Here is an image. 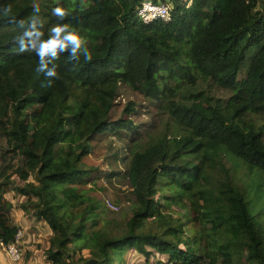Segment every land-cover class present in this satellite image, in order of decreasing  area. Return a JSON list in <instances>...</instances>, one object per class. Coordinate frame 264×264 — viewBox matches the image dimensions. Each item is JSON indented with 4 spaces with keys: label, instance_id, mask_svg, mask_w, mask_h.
I'll return each instance as SVG.
<instances>
[{
    "label": "trees",
    "instance_id": "16d2710c",
    "mask_svg": "<svg viewBox=\"0 0 264 264\" xmlns=\"http://www.w3.org/2000/svg\"><path fill=\"white\" fill-rule=\"evenodd\" d=\"M145 1L159 3L0 0V13L9 9L0 15V147L10 156L0 167V238L13 243L22 228L5 196L12 190L52 229L49 264H114L127 246L149 256L146 245L174 264H264V0H173L170 20L148 23L137 19ZM34 6L45 36L67 23L91 53L78 62L60 54L51 87L35 54L15 44L11 17L27 21ZM57 6L63 21L51 15ZM121 85L155 111L156 132L138 135L134 100L111 120ZM110 132L127 141L114 157L124 171L109 174L133 197L122 224L105 219L114 209L94 194L102 173L87 163L93 141Z\"/></svg>",
    "mask_w": 264,
    "mask_h": 264
},
{
    "label": "rangeland",
    "instance_id": "374dc122",
    "mask_svg": "<svg viewBox=\"0 0 264 264\" xmlns=\"http://www.w3.org/2000/svg\"><path fill=\"white\" fill-rule=\"evenodd\" d=\"M183 2L190 4L191 0H183ZM167 3L169 4L172 10L174 2L169 1ZM249 61L250 59H247V61L242 66L243 75L247 69ZM212 92L214 95H220L223 100L227 99L229 95V92L221 89L218 92L213 89ZM130 100H134L137 103L136 111L133 114H130L129 117H131L140 126L137 132L138 135L139 133H141L142 135H148L150 133L152 134L156 132L157 118L155 117V111L151 110V107L149 106L148 102L144 101L142 96L132 92L129 88H127V86L124 85H121L120 87L119 95L117 98V104L112 112L111 120L116 121L122 118L125 113L123 110L124 105ZM93 142L94 148L93 151L90 153L89 157L87 158V163L91 167H98L100 169L99 171L102 173V176L96 179L97 186L95 187H103L102 191L94 192V194L103 203V205H105L107 201L113 204L117 203L118 206L114 204V207L107 205L109 208H113L114 212L107 209L108 212H113L112 216L110 214L109 216L104 215V217L105 219H112L111 217H113L117 220L118 223L122 224V222L127 219L131 214V205L133 197L129 192L130 188L126 184V180H124L122 177H115L113 178V181L110 182L109 174L116 171H124V162H117L114 157L117 155L124 157L127 154V141H121L116 132H110L108 135L103 136L100 139L97 138ZM0 145L4 146L5 143L0 141ZM3 153L4 150L0 147V167H2L9 160L10 157L7 154L6 156L3 155ZM230 165L231 163L229 161V168L231 167ZM246 172V170H243L240 172V174L236 176H242ZM213 174L214 175L212 177V180L214 182H218L222 175L218 171H215ZM14 178L17 183H22L16 176ZM169 190L170 188H165V192ZM5 196L15 204V208L12 210L14 221H17L18 223H21L25 225V227H27V231L22 228L24 231V237L22 238V242L23 240H25V245H27V247L28 245H30V247H34V249L40 254L42 261L47 262L46 250L49 247L50 237L53 234L52 229L45 221L37 219L36 215L33 212H25L24 210L18 207V204L21 203L24 197L16 195V192L12 190L7 192ZM157 198H161V195L158 194L156 196V199ZM178 205L180 204L172 202L171 212L176 216H181L183 218V222L186 223L188 221V218L183 217V213L185 212V210ZM103 221L104 220L101 219L99 223H102ZM49 231H51L52 233H50ZM145 247L147 251H150L149 256H146L144 252L140 251L139 248L135 246H127L123 254L122 261H117L114 264H174V262H168L169 258L167 255L159 253L155 249H152L149 245H146ZM1 248L5 251L3 247ZM23 251V259L30 258L31 254L34 253V250H31V248H26ZM82 254L90 256L89 250L87 249L83 250ZM39 264H42L41 260H39Z\"/></svg>",
    "mask_w": 264,
    "mask_h": 264
},
{
    "label": "clouds",
    "instance_id": "9594fccd",
    "mask_svg": "<svg viewBox=\"0 0 264 264\" xmlns=\"http://www.w3.org/2000/svg\"><path fill=\"white\" fill-rule=\"evenodd\" d=\"M158 4L169 6L164 1H160ZM169 8L171 13V7L169 6ZM8 11L9 9L5 8L0 15H6ZM51 15L56 17L58 21H63L66 12L63 8L57 6L51 9ZM11 19L19 30L15 37L17 51L19 53L35 54L37 57L35 71L43 75V87H51L54 79L58 78L57 65L54 61L59 58L60 54L67 53L68 58L74 62L80 61L81 57L84 61L91 59L86 40L76 27L58 22L47 29V35L45 36V32L42 30L44 20L40 16L39 7L34 6L32 8V14L27 21L15 17H11Z\"/></svg>",
    "mask_w": 264,
    "mask_h": 264
},
{
    "label": "built area",
    "instance_id": "2783aa9c",
    "mask_svg": "<svg viewBox=\"0 0 264 264\" xmlns=\"http://www.w3.org/2000/svg\"><path fill=\"white\" fill-rule=\"evenodd\" d=\"M138 12V19L143 22H151L154 19L161 18L163 20H170L171 13L168 5L153 3L151 1H145L143 7ZM106 205L114 207V204L107 201ZM113 209V208H112ZM24 237V231L22 228L19 229L16 240L10 244H4L0 238V246L3 247L7 253V256L13 262H19L23 257L22 238Z\"/></svg>",
    "mask_w": 264,
    "mask_h": 264
},
{
    "label": "crops",
    "instance_id": "0c3cea01",
    "mask_svg": "<svg viewBox=\"0 0 264 264\" xmlns=\"http://www.w3.org/2000/svg\"><path fill=\"white\" fill-rule=\"evenodd\" d=\"M160 1H164L165 3H167V2L172 1V0H160ZM15 223L18 226L24 228L25 231H27V227H25V225L18 223L17 221ZM49 232L52 233L51 231H49ZM25 244H26V241L23 240V242H22L23 250H25L26 248H31V250H34V253L31 254L30 258H28V259L22 258L23 259V260L21 259L22 261L12 262V260L9 257H7L5 251L0 247V264H39V260H41L42 264H49L46 261H42L40 254L34 249V247H30V245H28V247H27V245H25Z\"/></svg>",
    "mask_w": 264,
    "mask_h": 264
},
{
    "label": "bare ground",
    "instance_id": "6f19581e",
    "mask_svg": "<svg viewBox=\"0 0 264 264\" xmlns=\"http://www.w3.org/2000/svg\"><path fill=\"white\" fill-rule=\"evenodd\" d=\"M138 12H140V11H138Z\"/></svg>",
    "mask_w": 264,
    "mask_h": 264
}]
</instances>
